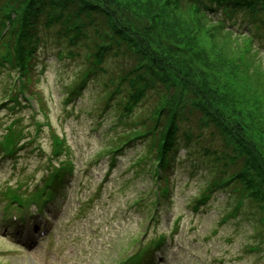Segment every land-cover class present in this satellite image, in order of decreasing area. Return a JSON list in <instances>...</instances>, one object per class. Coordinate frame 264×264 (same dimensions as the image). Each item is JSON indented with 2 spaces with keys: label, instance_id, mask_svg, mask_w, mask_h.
<instances>
[{
  "label": "rangeland",
  "instance_id": "1",
  "mask_svg": "<svg viewBox=\"0 0 264 264\" xmlns=\"http://www.w3.org/2000/svg\"><path fill=\"white\" fill-rule=\"evenodd\" d=\"M139 2L154 7L161 0ZM161 12L165 13L160 17L162 21L174 27L173 34L177 41L184 42L190 38V33H186L184 27V15L174 9L169 13L161 9ZM243 16V13L236 15L241 30L246 29L248 19H243ZM196 20L191 23L194 25L197 22L198 26L203 27ZM43 34L45 42L32 60L33 68L24 91L25 96L32 94L33 98L38 97V108L33 107L34 101L30 98L13 110L8 109L10 103L4 105L10 84L18 79L14 72L8 77L7 71L0 69V106H3L0 107V138L6 126L17 121L16 125L21 128L25 139H33L28 146L20 149L14 165L6 154L0 158V206L6 200L2 198V193L7 188L18 187L19 192H27L33 188L28 184L39 181L47 173L49 160L55 162L51 152V133L64 137L67 147L64 156L72 159L74 182L79 183L69 184L68 204L60 218L63 225L77 216L79 221L63 231V237L68 239L56 245L59 260L55 262L51 258L54 264H113L115 260L131 254L136 239L141 237L146 225H150L146 234L143 233L146 237L150 238L154 230L167 233L169 245L161 255L164 264H264V223L257 222L258 214L250 221L232 214L235 210L233 185L212 193L208 204L200 207L198 212L191 208L198 191L221 168L204 152L209 143L212 148L220 144L219 138L212 141L206 130L196 128L195 122L188 124L192 126L193 137L182 140L173 152L165 180L168 193L165 198H160L158 204L154 201L158 180L145 161L144 138L137 139L122 150L113 171L103 181L108 162V155L104 152L112 146L113 138L118 133L132 127H111L115 120H119V114L115 108L108 107L111 101L107 104L103 100L105 93L102 84L107 78L104 72H98L97 79L86 85L85 91L75 102L65 103L69 84L78 72L86 68L84 57L68 56L65 53L68 46L65 39H58L53 29L43 30ZM208 37L206 30L197 33L194 37L196 52L201 54L210 49L212 44ZM215 48L219 51L221 47L215 44ZM218 51L211 52L209 58L213 60ZM259 56L264 59V50L259 52ZM260 57L253 58V70L255 66L264 67L258 61ZM115 62L116 59L109 58L102 65L113 73L117 67ZM237 67L223 65L217 69L214 78L221 82L229 81L235 92L243 95L245 86L252 82L249 74ZM19 97L22 98L21 94ZM180 131L183 133L188 129L181 126ZM100 155L102 158H99ZM95 163H98L97 166ZM163 186L160 184V188ZM244 211L255 213L250 206H245ZM1 214L0 209V217ZM108 217L112 222H108ZM222 217L226 221H222ZM256 232L262 235L258 236ZM10 234L5 235L0 228V264H34L32 255L17 251L7 238ZM56 239L53 237L55 243Z\"/></svg>",
  "mask_w": 264,
  "mask_h": 264
},
{
  "label": "trees",
  "instance_id": "2",
  "mask_svg": "<svg viewBox=\"0 0 264 264\" xmlns=\"http://www.w3.org/2000/svg\"><path fill=\"white\" fill-rule=\"evenodd\" d=\"M148 5L139 0H0V63L18 70L23 78L39 44L45 41L43 30L53 29L58 39H65V53L83 56L86 64L73 78L67 95H77L97 71L104 72V99L116 95L113 105L117 117H123L117 124L132 127L113 138L106 150L112 153L110 158L123 145L143 137L145 161L162 181L176 143L193 137L188 124L195 122L212 141L219 138L220 144L212 148L209 143L204 152L221 167L200 190L196 204L233 185L232 214L247 221L258 214L256 220L261 224L264 67L252 68L253 58L260 57L261 46L256 43L264 42V0H161L154 7ZM161 9L184 15L190 38L177 41L174 27L160 18L165 16ZM240 12L251 22L245 32L228 22ZM196 18L203 27L191 23ZM201 30H206L212 45L200 54L195 51L194 37ZM215 44L221 47L219 51ZM214 51L218 55L211 60ZM109 58L116 59L113 73L100 66ZM258 61L264 65L263 58ZM229 64L249 74L252 83L245 86L243 95L229 81L214 78L217 69ZM181 126L188 131L181 133ZM245 206L255 213L245 212Z\"/></svg>",
  "mask_w": 264,
  "mask_h": 264
}]
</instances>
